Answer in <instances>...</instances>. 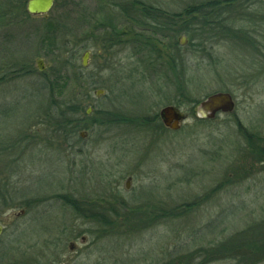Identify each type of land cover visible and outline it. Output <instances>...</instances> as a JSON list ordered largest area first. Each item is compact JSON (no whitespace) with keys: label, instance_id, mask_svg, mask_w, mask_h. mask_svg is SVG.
Instances as JSON below:
<instances>
[{"label":"rangeland","instance_id":"1","mask_svg":"<svg viewBox=\"0 0 264 264\" xmlns=\"http://www.w3.org/2000/svg\"><path fill=\"white\" fill-rule=\"evenodd\" d=\"M27 1L0 0V264H264V0H220L209 20L178 14L214 0H55L40 16ZM142 4L176 27L141 30ZM58 68L87 115L74 135L49 120ZM216 92L234 112L199 117ZM167 105L188 115L178 130Z\"/></svg>","mask_w":264,"mask_h":264},{"label":"trees","instance_id":"2","mask_svg":"<svg viewBox=\"0 0 264 264\" xmlns=\"http://www.w3.org/2000/svg\"><path fill=\"white\" fill-rule=\"evenodd\" d=\"M225 2H235L234 0L231 1H225ZM224 2V3H225ZM136 4V3H135ZM230 4H228L230 6ZM227 5V6H228ZM222 6L221 1L220 0H214L211 2H208L207 4H202L200 6H194L191 7L189 9H187L185 11V13L183 14H178V17H183V15L185 14L186 16H189L192 13H202V17L205 20H209V17L207 15L208 11H205V7H213V9L215 8H220ZM226 7V6H224ZM221 7L220 9L224 8ZM143 16L141 17L140 20V25L142 26V29L144 32H146L147 34H155V33H160L164 36H166L167 34L165 33L167 29L170 28V25H173L176 27L177 24V20L174 16H172V14H170L169 12L165 11L164 9H162L159 6H155V5H145L142 4V10H141ZM30 15V14H29ZM28 15V16H29ZM31 16V15H30ZM179 18V19H180ZM178 19V20H179ZM218 23H224L226 24V20L223 19L222 17H219L217 19ZM211 24L210 22H205V24ZM171 26V27H173ZM190 27V25H188ZM220 27V26H218ZM157 28H159V31L157 30ZM172 31H174V28H171ZM183 31V29L178 30L177 33H181ZM142 35V34H140ZM46 36H50V34H47ZM47 39H50L48 37H46ZM150 39L145 38V41L149 42L151 41V36H149ZM53 40V39H52ZM51 40V45L54 47L56 46V42L53 40L52 42ZM57 48V46H56ZM67 72H64L63 70H61L60 68L58 69H54L53 72V78L52 80H47V90L49 92V96L51 98L50 100V111L51 114L49 115V117L51 119L52 122V127H54V129L57 131H60L62 135H74L76 134L74 131H77L78 128L83 127V116H87L85 113V109L84 107H82L79 102L75 101L72 97H71V92H70V88L71 87V82H73V77L70 75V73H68V69H66ZM66 73V74H65ZM79 75V73H78ZM54 97H57L56 99H54ZM68 99H72V100H68ZM52 109V110H51ZM87 118V117H85ZM50 122V121H49ZM2 198V201L5 202V205H7L8 199L10 198L8 196V193L5 191L3 193V195H0ZM11 199V198H10ZM76 204H74L75 206ZM75 208L82 212L88 211L87 207L84 206H78L76 205Z\"/></svg>","mask_w":264,"mask_h":264},{"label":"water","instance_id":"3","mask_svg":"<svg viewBox=\"0 0 264 264\" xmlns=\"http://www.w3.org/2000/svg\"><path fill=\"white\" fill-rule=\"evenodd\" d=\"M55 0H28L27 1V12L32 16L47 15L48 12L54 6ZM182 39H185L184 37ZM90 58V51H86L83 55V66H88V60ZM37 66L40 71L45 70L44 60L39 59L37 61ZM96 96L104 94V90L99 89L95 91ZM235 110V101L232 94L229 92H216L206 98H204L197 107V114L201 118L212 119L220 112L232 113ZM91 113V108H88L87 114ZM160 118L165 125V127L172 130H178L181 128L182 124L188 119V115L182 111L180 107L175 105H167L161 108ZM81 136H85L84 132H81ZM131 177H129L125 182V188L130 189ZM4 224L1 222L0 218V237L4 233ZM85 241V238H82ZM71 249L75 248V244H71Z\"/></svg>","mask_w":264,"mask_h":264},{"label":"flooded vegetation","instance_id":"4","mask_svg":"<svg viewBox=\"0 0 264 264\" xmlns=\"http://www.w3.org/2000/svg\"><path fill=\"white\" fill-rule=\"evenodd\" d=\"M88 51V50H87ZM80 136H81V133H80ZM85 136H86V132H85ZM85 136H81V137H85ZM131 180H132V177H131ZM130 190V189H129Z\"/></svg>","mask_w":264,"mask_h":264}]
</instances>
